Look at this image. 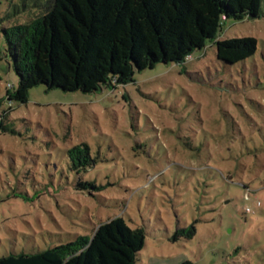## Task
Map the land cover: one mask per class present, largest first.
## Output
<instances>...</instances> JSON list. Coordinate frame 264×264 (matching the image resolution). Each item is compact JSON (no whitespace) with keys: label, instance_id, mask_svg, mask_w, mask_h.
<instances>
[{"label":"rangeland","instance_id":"1","mask_svg":"<svg viewBox=\"0 0 264 264\" xmlns=\"http://www.w3.org/2000/svg\"><path fill=\"white\" fill-rule=\"evenodd\" d=\"M8 8L0 0V257L123 216L146 233L138 264H264V9L225 20L184 63L93 92L39 84L22 103L6 99L19 83L5 55ZM243 36L257 39L253 56L217 59V40ZM81 143L96 162L78 175L67 150ZM80 179L99 189H77ZM190 225L192 237L172 239Z\"/></svg>","mask_w":264,"mask_h":264},{"label":"trees","instance_id":"2","mask_svg":"<svg viewBox=\"0 0 264 264\" xmlns=\"http://www.w3.org/2000/svg\"><path fill=\"white\" fill-rule=\"evenodd\" d=\"M263 9L264 0H9L2 32L5 55L19 83L6 99L26 103L29 90L39 84L83 92L126 85L137 70L160 62L184 63L218 38L225 20L257 18ZM215 46L218 60L236 64L253 56L258 42L253 36L231 37ZM1 119L0 129L7 131ZM67 153L68 168L78 175L96 162L86 143L73 145ZM25 177V183L16 181L27 186ZM76 187L99 189L82 179ZM194 233L190 225L177 229L172 239ZM145 240L143 227L133 228L116 216L90 235L79 233L45 249L8 253L0 264H138Z\"/></svg>","mask_w":264,"mask_h":264},{"label":"built area","instance_id":"3","mask_svg":"<svg viewBox=\"0 0 264 264\" xmlns=\"http://www.w3.org/2000/svg\"><path fill=\"white\" fill-rule=\"evenodd\" d=\"M248 210H250V208H248Z\"/></svg>","mask_w":264,"mask_h":264}]
</instances>
